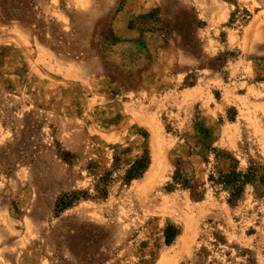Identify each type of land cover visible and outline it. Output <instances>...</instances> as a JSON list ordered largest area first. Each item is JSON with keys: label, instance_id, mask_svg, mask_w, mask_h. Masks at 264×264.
I'll list each match as a JSON object with an SVG mask.
<instances>
[{"label": "rangeland", "instance_id": "374dc122", "mask_svg": "<svg viewBox=\"0 0 264 264\" xmlns=\"http://www.w3.org/2000/svg\"><path fill=\"white\" fill-rule=\"evenodd\" d=\"M34 3L0 0V264H264V187L208 180L264 167V0Z\"/></svg>", "mask_w": 264, "mask_h": 264}, {"label": "trees", "instance_id": "16d2710c", "mask_svg": "<svg viewBox=\"0 0 264 264\" xmlns=\"http://www.w3.org/2000/svg\"><path fill=\"white\" fill-rule=\"evenodd\" d=\"M20 7L23 11L29 10L30 7H35L36 4L34 0H20ZM215 154V158H223L228 161L227 167L215 166V168L208 174V180L226 190L229 193L228 202L235 204L241 196L244 194L245 188L248 184H252L258 181L259 186L264 187V167L258 162L250 161L247 169H242L240 167V160L236 158L233 154L223 151L218 148L212 149ZM150 156L148 152L142 158L136 161L134 166L129 171V178L133 179L140 176L150 165ZM173 180L169 184V188L173 190L174 188L180 186L184 189H189L194 197H199L201 194V180L198 178L196 172L192 169V166L188 162L183 160H177L175 163V171L173 174ZM105 188H101L100 191L104 192ZM73 200L69 202H62L65 207H68ZM180 227L173 222H169L165 229V242L167 244H173L178 235L180 234ZM216 240L215 245L220 246V244H227L225 242L224 236L220 231L214 232ZM206 249V248H205ZM204 249V250H205ZM200 255V260L198 264H209V257L203 252Z\"/></svg>", "mask_w": 264, "mask_h": 264}]
</instances>
